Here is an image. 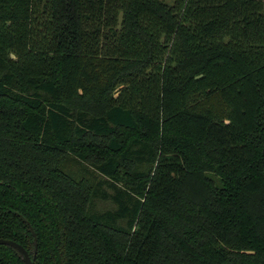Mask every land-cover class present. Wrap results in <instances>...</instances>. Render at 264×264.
Instances as JSON below:
<instances>
[{
    "label": "trees",
    "instance_id": "16d2710c",
    "mask_svg": "<svg viewBox=\"0 0 264 264\" xmlns=\"http://www.w3.org/2000/svg\"><path fill=\"white\" fill-rule=\"evenodd\" d=\"M0 238L34 264H264V0H0Z\"/></svg>",
    "mask_w": 264,
    "mask_h": 264
},
{
    "label": "rangeland",
    "instance_id": "374dc122",
    "mask_svg": "<svg viewBox=\"0 0 264 264\" xmlns=\"http://www.w3.org/2000/svg\"><path fill=\"white\" fill-rule=\"evenodd\" d=\"M79 159H77V157L73 154L70 155L69 163L72 165L75 173L79 172L82 175H84L90 179H98V178L102 177V175H100V173L95 168H93V166H91L89 163H86V162L79 160ZM138 166H139V168H141L142 171H147L150 169V165H138ZM130 169L133 170L132 164L127 165L126 169H122V171H121L122 175H120V177L124 176L125 178H130L129 181H133V180H131V179H133V175H131ZM95 205L99 209H110V208H113V206H114L109 201H96Z\"/></svg>",
    "mask_w": 264,
    "mask_h": 264
},
{
    "label": "water",
    "instance_id": "95a60500",
    "mask_svg": "<svg viewBox=\"0 0 264 264\" xmlns=\"http://www.w3.org/2000/svg\"><path fill=\"white\" fill-rule=\"evenodd\" d=\"M34 235H35V233H34ZM35 242H36V248H37V239L35 240ZM0 244H7V245H11V246L17 248L23 257L25 264H34L29 252L21 244L15 242L13 240L4 239V238H0Z\"/></svg>",
    "mask_w": 264,
    "mask_h": 264
}]
</instances>
